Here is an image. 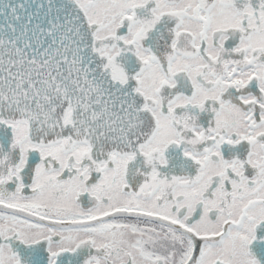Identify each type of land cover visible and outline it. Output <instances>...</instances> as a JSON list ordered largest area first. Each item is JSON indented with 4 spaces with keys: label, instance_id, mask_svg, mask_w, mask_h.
Wrapping results in <instances>:
<instances>
[{
    "label": "snow or ice",
    "instance_id": "snow-or-ice-1",
    "mask_svg": "<svg viewBox=\"0 0 264 264\" xmlns=\"http://www.w3.org/2000/svg\"><path fill=\"white\" fill-rule=\"evenodd\" d=\"M0 264H264V0H0Z\"/></svg>",
    "mask_w": 264,
    "mask_h": 264
}]
</instances>
